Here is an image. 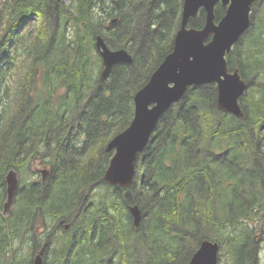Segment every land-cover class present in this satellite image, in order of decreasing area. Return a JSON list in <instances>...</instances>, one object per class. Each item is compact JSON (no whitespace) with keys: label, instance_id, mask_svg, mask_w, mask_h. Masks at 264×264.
<instances>
[{"label":"trees","instance_id":"trees-1","mask_svg":"<svg viewBox=\"0 0 264 264\" xmlns=\"http://www.w3.org/2000/svg\"><path fill=\"white\" fill-rule=\"evenodd\" d=\"M263 1L226 56L228 70L249 83L243 116L218 110L215 84L188 89L157 122L122 189L102 180L112 156L105 147L171 52L183 0H0V211L6 173L18 177L0 214V264H32L43 244V264H187L203 240L222 248L219 264H259ZM224 13L217 4L215 22ZM204 23L200 9L188 26ZM97 35L132 57L106 79ZM135 204L138 228L128 213Z\"/></svg>","mask_w":264,"mask_h":264},{"label":"water","instance_id":"water-1","mask_svg":"<svg viewBox=\"0 0 264 264\" xmlns=\"http://www.w3.org/2000/svg\"><path fill=\"white\" fill-rule=\"evenodd\" d=\"M256 1L183 0L180 27L171 52L135 93L133 117L128 127L110 139L105 147L112 156L102 177L104 183L122 189L130 187L136 176L137 154L147 146L159 118L181 99L189 86L215 84L219 111L237 118L243 116L239 98L248 84L237 69L228 70L226 54L249 28L251 8ZM217 4L225 8V13L215 22ZM200 9L205 13L203 27H187ZM116 21L113 19L111 24ZM94 48L102 65L100 79H106L114 65L132 63L131 55L124 48L110 49L100 35L94 37ZM5 186L6 201L0 214L8 213L14 200L18 188L16 171L6 173ZM128 211L133 227L138 228L143 218L141 209L135 204L129 205ZM219 249L217 242L203 240L187 264H218ZM41 254L42 251L34 257L32 264H43Z\"/></svg>","mask_w":264,"mask_h":264},{"label":"rangeland","instance_id":"rangeland-1","mask_svg":"<svg viewBox=\"0 0 264 264\" xmlns=\"http://www.w3.org/2000/svg\"><path fill=\"white\" fill-rule=\"evenodd\" d=\"M262 1L263 0H257L253 5H252V8L256 5V4H258V5H260L261 3H262ZM183 3V2H182ZM263 4H264V1H263ZM251 14H252V9H251V13H250V26H251ZM250 26H249V28H250ZM189 27V26H188ZM190 28H193V27H190ZM248 28V29H249ZM200 29V28H199ZM247 29V30H248ZM247 30H246V32H247ZM51 31H52V29H51ZM245 32V33H246ZM241 38V37H240ZM239 38V39H240ZM239 41V40H238ZM114 50V49H113ZM163 61V60H162ZM158 67V66H157ZM247 83V82H246ZM248 84V86H249V83H247ZM247 91V90H246ZM245 91V92H246ZM184 95V94H183ZM183 95H182V97H183ZM241 108V107H240ZM242 110V109H241ZM137 160H138V156H137V158H136V163H137ZM36 167V166H35ZM40 169H43V168H40ZM36 170H37V168H36ZM136 177V176H135ZM135 179V178H134ZM134 181V180H133ZM12 206V205H11ZM3 209V208H2ZM2 211V210H1ZM0 211V212H1ZM61 224H62V222H61ZM66 224H68V223H66ZM66 224H64V226L66 225ZM69 225V224H68ZM187 248H185V250H186ZM221 247H220V251H221ZM219 251V252H220ZM258 255V258H259V260H260V262H259V264H264V243H262V245H261V247H260V249H259V251H258V253H257ZM41 257H42V254H41ZM43 260V259H42ZM218 264H219V261H218Z\"/></svg>","mask_w":264,"mask_h":264},{"label":"bare ground","instance_id":"bare-ground-1","mask_svg":"<svg viewBox=\"0 0 264 264\" xmlns=\"http://www.w3.org/2000/svg\"><path fill=\"white\" fill-rule=\"evenodd\" d=\"M251 9H252V8H251ZM245 32H246V31H245ZM244 34H245V33H244ZM244 34H243V35H244ZM243 35H242V36H243ZM242 36H241V37H242ZM226 56H227V54H226ZM226 62H227V61H226ZM152 73H153V72H152ZM152 73H151V74H152ZM200 86H201V85H200ZM189 87H195V86L192 85V86H189ZM189 87H188V88H189ZM247 89H248V88H247ZM216 90H217V88H216ZM186 91H187V89H186ZM186 91H185V92H186ZM136 92H137V91H136ZM184 94H185V93H184ZM134 95H135V94H134ZM242 96H243V95H242ZM242 96H241V97H242ZM241 97H240V98H241ZM133 98H134V96H133ZM180 98H182V96H181ZM240 98H239V101H240ZM176 101H177V100H176ZM177 102H178V101H177ZM133 103H134V102H133ZM175 103H176V102H175ZM239 106H240V105H239ZM218 110H219V109H218ZM133 111H134V108H133ZM165 112H166V111H165ZM165 112H164V113H165ZM164 113H163V114H164ZM224 114H225V113H224ZM160 118H161V117H160ZM160 118H159V119H160ZM235 118H236V117H235ZM158 121H159V120H158ZM127 127H128V126H127ZM127 127H126V128H127ZM152 133H153V132H152ZM150 137H151V136H150ZM112 138H113V137H112ZM112 138H111V139H112ZM144 149H145V147H144ZM142 152H143V151H142ZM142 152L138 153L137 156L139 157V155H140ZM43 173H44V172H43ZM2 204H3V203H2ZM1 207H2V205H1ZM128 213H129V212H128ZM129 215H130V214H129ZM68 228H69V225L66 224V225L64 226V230H67ZM32 257H33V256H32ZM31 259H32V258H31ZM32 260H33V259H32Z\"/></svg>","mask_w":264,"mask_h":264},{"label":"flooded vegetation","instance_id":"flooded-vegetation-1","mask_svg":"<svg viewBox=\"0 0 264 264\" xmlns=\"http://www.w3.org/2000/svg\"><path fill=\"white\" fill-rule=\"evenodd\" d=\"M102 38H103V37H102ZM195 87H196V86H195ZM190 88H194V87H189V88H187V90L190 89ZM62 228H64V225H63ZM42 249H43V250H42ZM40 251H42V256H43L42 259L44 260V256H45V252H44V251H45V245H44V244H43L42 247L38 250V253H40ZM43 253H44V254H43Z\"/></svg>","mask_w":264,"mask_h":264}]
</instances>
